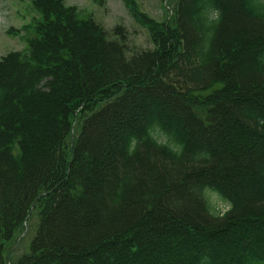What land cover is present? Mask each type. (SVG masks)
<instances>
[{
  "label": "trees",
  "instance_id": "1",
  "mask_svg": "<svg viewBox=\"0 0 264 264\" xmlns=\"http://www.w3.org/2000/svg\"><path fill=\"white\" fill-rule=\"evenodd\" d=\"M127 1L153 48L33 0L0 59V264H264V1Z\"/></svg>",
  "mask_w": 264,
  "mask_h": 264
},
{
  "label": "rangeland",
  "instance_id": "2",
  "mask_svg": "<svg viewBox=\"0 0 264 264\" xmlns=\"http://www.w3.org/2000/svg\"><path fill=\"white\" fill-rule=\"evenodd\" d=\"M74 5L80 15L91 16L102 24L110 33L116 26L125 29L128 54L153 48L149 27L133 15L127 0H64ZM264 1V0H263ZM139 12L159 22H170L176 0H133ZM41 19V13L33 4V0H0V58L9 51L25 52L28 38L35 34V24ZM215 207L226 209V204L219 197L213 198ZM219 210V211H220ZM38 218L33 215L25 225V232L18 234L16 242L6 250L12 251V259L25 253L35 236ZM14 260V259H13Z\"/></svg>",
  "mask_w": 264,
  "mask_h": 264
}]
</instances>
